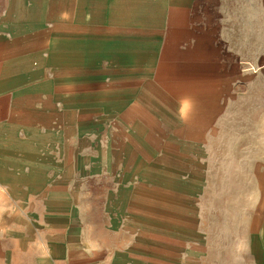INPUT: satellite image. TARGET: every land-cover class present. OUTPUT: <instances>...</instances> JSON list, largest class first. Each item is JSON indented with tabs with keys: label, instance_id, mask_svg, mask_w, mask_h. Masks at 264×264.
Wrapping results in <instances>:
<instances>
[{
	"label": "crops",
	"instance_id": "obj_1",
	"mask_svg": "<svg viewBox=\"0 0 264 264\" xmlns=\"http://www.w3.org/2000/svg\"><path fill=\"white\" fill-rule=\"evenodd\" d=\"M56 2L0 0L1 256L198 264L217 164L264 161V0Z\"/></svg>",
	"mask_w": 264,
	"mask_h": 264
},
{
	"label": "rangeland",
	"instance_id": "obj_2",
	"mask_svg": "<svg viewBox=\"0 0 264 264\" xmlns=\"http://www.w3.org/2000/svg\"><path fill=\"white\" fill-rule=\"evenodd\" d=\"M55 4L57 14L64 10L71 14L73 28L81 25L74 19L78 11L75 0H57ZM112 6L120 14L131 8L127 3ZM135 9L143 10L144 6L135 5ZM257 166L264 171V161L217 164L214 177L208 179L200 196L208 210L210 235L209 241L200 246L198 264H264V174L255 177ZM1 252L0 244V264L17 263L1 256ZM185 264L197 262L187 259Z\"/></svg>",
	"mask_w": 264,
	"mask_h": 264
}]
</instances>
